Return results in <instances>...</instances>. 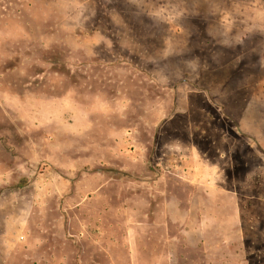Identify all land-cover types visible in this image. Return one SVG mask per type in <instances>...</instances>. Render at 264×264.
Here are the masks:
<instances>
[{"label": "rangeland", "instance_id": "1", "mask_svg": "<svg viewBox=\"0 0 264 264\" xmlns=\"http://www.w3.org/2000/svg\"><path fill=\"white\" fill-rule=\"evenodd\" d=\"M0 264H264V0H0Z\"/></svg>", "mask_w": 264, "mask_h": 264}]
</instances>
